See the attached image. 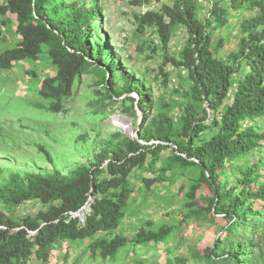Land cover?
I'll use <instances>...</instances> for the list:
<instances>
[{
    "label": "trees",
    "instance_id": "16d2710c",
    "mask_svg": "<svg viewBox=\"0 0 264 264\" xmlns=\"http://www.w3.org/2000/svg\"><path fill=\"white\" fill-rule=\"evenodd\" d=\"M147 1L132 0L136 5ZM201 1L172 0L171 4L162 5L160 11H148L138 17L141 30L155 28L165 48L178 27L187 32L180 57L166 59L173 66L184 68L190 81L184 114L178 122L165 113L149 120L151 93L139 78L123 75V87L115 90V68L107 63L102 49H98L100 43L93 41L96 28L93 20H102L96 5L89 7L86 3L64 0H7L0 4V17L16 16L21 37L16 47L0 53V70H10L21 61L38 60L45 49L56 74L41 81L38 94L41 99L50 101L49 111L62 112L63 100L73 95L76 82L91 70L98 83L105 87L106 99L136 92L137 103L128 97L133 106L130 109L134 118L138 119L136 108L143 116L139 138L132 140L120 133L113 134L90 165H81L69 174L56 169L46 173L10 174L8 181L0 185V202L19 206L36 201L45 208L21 223L7 217L0 209V264H26L32 256L46 263L53 249L64 240L83 241L101 232L116 231L131 196L132 190L127 187L129 176L134 169L144 166L149 155L167 148L169 143L174 144L179 153L174 155L176 162L200 166V182L215 189L217 200L213 201L211 210L215 203L217 207L228 201L221 211L234 220L229 231L235 230L239 224L236 222L247 223V216L253 214L250 200H264V182L257 189L250 186L258 181L259 165L241 172L239 184L242 187L235 196L221 187L220 174L228 168L229 162L251 155L264 142L263 133L252 126L243 127L245 122L264 117V0H207L211 5L210 17L219 25L227 22L229 10L240 11L246 6L258 10L257 15L242 22L244 36L240 48L225 59L217 57L212 50L208 28L213 20L205 22L200 18ZM242 63L248 67L247 71H242ZM231 94L233 100L228 104ZM210 111L217 132L202 140L200 134L208 128L205 122L210 118ZM154 142H157L155 147ZM40 148L51 162L50 153L43 146ZM199 188V184L193 185L189 192L191 199H195ZM88 205L83 219L73 217ZM32 231L37 232L33 237L30 236ZM170 234V229H141L137 240L139 243L160 242ZM127 243L125 237L115 235L110 239H97L91 249L107 259L115 257ZM246 249L247 245L242 243L238 248L228 249L226 255L237 264ZM170 264L189 263L177 258Z\"/></svg>",
    "mask_w": 264,
    "mask_h": 264
},
{
    "label": "rangeland",
    "instance_id": "374dc122",
    "mask_svg": "<svg viewBox=\"0 0 264 264\" xmlns=\"http://www.w3.org/2000/svg\"><path fill=\"white\" fill-rule=\"evenodd\" d=\"M6 1L0 0V4ZM64 1H78L100 9L102 20H93L96 27L93 41L100 43L98 49H102L107 63L115 68V90L123 87V75L139 78L151 93L147 110L149 120L165 113L178 122L184 114L190 81L184 68H177L166 59L180 57L187 32L178 27L165 48L157 30L146 27L142 31L138 21L140 15L148 11L158 12L162 5L171 4L172 0H148L142 5L134 4L132 0ZM201 3L200 18L205 22L213 20L209 14V1L202 0ZM257 14V9L246 6L240 11L229 10L225 24L219 25L213 20L208 31L212 35L214 54L225 59L236 52L244 36L242 22ZM0 28L1 53L16 47L21 37L17 32L16 16L12 14L0 17ZM247 70L242 63V71ZM55 74L45 49L38 60L21 61L10 70H0V185L8 181L12 172L24 175L56 169L69 174L81 165H90L115 133L132 140L139 138L143 116L136 108L138 119L133 117L130 109L133 106L128 98H134L137 103L136 92L106 99L105 87L98 83L91 70H87L76 82L73 95L63 100L64 110L53 113L48 110L50 101L41 99L38 92L41 81ZM240 76L236 75L235 81ZM232 100L231 94L227 103ZM210 114L205 122L208 128L200 134L202 140L217 132L213 112ZM245 126H252L264 134V117L245 122ZM154 143L155 147L157 142ZM40 146L50 153L51 162ZM174 155L179 153L175 145L169 143L167 148L149 155L142 168L133 170L127 184L132 190L131 196L116 231L101 232L83 241L64 240L53 249L48 262L32 256L26 264H170L177 258H184L189 264H236L226 251L238 248L242 243L247 249L237 264H264V200H250L253 214L247 216L246 224L234 223L235 230L230 232L234 220L221 211L222 205L228 201L217 207L215 203L211 210L216 193L214 188L200 182V166L183 165L176 162ZM106 165L107 162L102 168ZM228 165L220 174L223 189L237 195L242 187L239 184L241 172L259 165L258 181L250 185L257 189L264 182V142L251 155ZM195 184L200 188L195 199H191L189 192ZM44 208L36 201L19 206L0 202L4 214L20 223ZM162 228L171 230L170 236L163 241L139 243L137 240L141 229L158 231ZM115 235L128 240L115 257L104 259L91 249L97 239H110Z\"/></svg>",
    "mask_w": 264,
    "mask_h": 264
},
{
    "label": "built area",
    "instance_id": "2783aa9c",
    "mask_svg": "<svg viewBox=\"0 0 264 264\" xmlns=\"http://www.w3.org/2000/svg\"><path fill=\"white\" fill-rule=\"evenodd\" d=\"M89 206V205H88ZM89 209V208H88ZM85 210V208L83 209V211ZM83 211H81L80 213H77V214H75V215H73V217H80L81 219H83V214H84V212ZM83 216V217H82ZM37 234V232L36 231H32V232H30V236H35Z\"/></svg>",
    "mask_w": 264,
    "mask_h": 264
}]
</instances>
